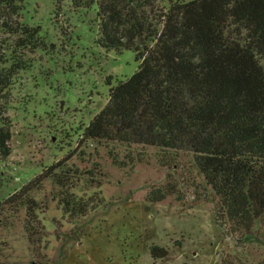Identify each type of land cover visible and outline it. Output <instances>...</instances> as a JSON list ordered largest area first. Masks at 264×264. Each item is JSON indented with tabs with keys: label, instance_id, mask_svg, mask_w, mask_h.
Here are the masks:
<instances>
[{
	"label": "rangeland",
	"instance_id": "374dc122",
	"mask_svg": "<svg viewBox=\"0 0 264 264\" xmlns=\"http://www.w3.org/2000/svg\"><path fill=\"white\" fill-rule=\"evenodd\" d=\"M24 4L23 20L41 27L43 44L27 53L28 67L5 94L13 136L11 155L0 158V201L59 162L73 176L67 189L47 179L32 192L40 204L35 241L24 207L0 215V264H220L227 254L264 264V238L231 236L217 220L218 197L191 153L165 166L153 146L83 139L110 88L139 68L133 50L100 46L96 6ZM167 182L173 193L150 202L151 190ZM63 191L96 206L73 220L60 204ZM153 246L164 251L153 257Z\"/></svg>",
	"mask_w": 264,
	"mask_h": 264
},
{
	"label": "trees",
	"instance_id": "16d2710c",
	"mask_svg": "<svg viewBox=\"0 0 264 264\" xmlns=\"http://www.w3.org/2000/svg\"><path fill=\"white\" fill-rule=\"evenodd\" d=\"M24 1L0 0L3 160L12 153L13 136L5 94L28 67L27 53L43 44L41 27L23 20ZM72 5L96 6L100 46L133 50L139 61L131 77L110 88L83 139L153 146L165 166L179 152L191 153L218 197L217 220L228 234L264 238V0H72ZM70 172L60 162L45 169L0 201V215L24 207L29 239L35 241L40 204L32 192L47 179L67 189ZM174 188L167 182L152 189L148 200L160 202ZM63 192L60 204L73 220L96 206ZM161 250L153 246L152 256ZM220 264L247 262L227 254Z\"/></svg>",
	"mask_w": 264,
	"mask_h": 264
}]
</instances>
